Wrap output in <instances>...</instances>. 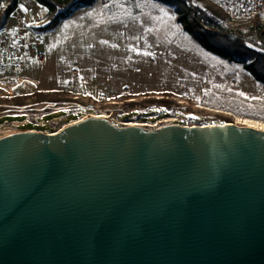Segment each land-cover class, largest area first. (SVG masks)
I'll return each instance as SVG.
<instances>
[{"label":"water","instance_id":"1","mask_svg":"<svg viewBox=\"0 0 264 264\" xmlns=\"http://www.w3.org/2000/svg\"><path fill=\"white\" fill-rule=\"evenodd\" d=\"M0 264H264V130L90 116L0 136Z\"/></svg>","mask_w":264,"mask_h":264},{"label":"rangeland","instance_id":"2","mask_svg":"<svg viewBox=\"0 0 264 264\" xmlns=\"http://www.w3.org/2000/svg\"><path fill=\"white\" fill-rule=\"evenodd\" d=\"M38 34L47 58L38 63L29 57L25 73L39 82L40 90L65 91L62 100L71 98L82 77H97L99 90L117 101L109 105L115 114L140 115L137 111L153 107V99L166 96L176 105L183 101L186 116L195 112L215 123L264 128V83L242 64L205 50L177 20L171 5L96 0L77 8L55 29ZM126 97H136V103L128 105ZM9 117L23 120L25 115Z\"/></svg>","mask_w":264,"mask_h":264},{"label":"built area","instance_id":"3","mask_svg":"<svg viewBox=\"0 0 264 264\" xmlns=\"http://www.w3.org/2000/svg\"><path fill=\"white\" fill-rule=\"evenodd\" d=\"M219 1L224 5L226 23L229 26L236 24L253 25L254 22L264 25V0ZM29 57L38 63H45L47 55L39 34L30 28L24 17L20 16L14 28L0 30V97L30 96L40 90L39 82L25 73L26 61ZM71 93L70 99L62 101H34L33 98L28 97L25 104L1 103L0 106L3 109H0V116H8L0 121V136L22 131L18 127L30 121L32 123L31 128L25 130L55 134L63 127L90 116L107 118L120 127L132 125V123L150 129H155L167 123L190 127L208 125L200 124L198 121L199 114L195 112H192L189 116L184 115L181 109L183 101L182 103L179 101L178 105L175 104L176 101H173L170 107H163L154 102L153 107H146L141 112L137 111L140 115L133 113L115 114L111 108L112 106L109 105L116 104L117 101L107 98L99 90L97 77H91L89 80L82 77L78 85L72 87ZM135 98L129 97L125 100L129 103L136 100ZM131 110L134 111V109ZM58 111H62V113L52 119L46 118L49 113ZM11 114L25 115V118L23 120L12 119L9 117ZM143 114L151 116L143 117Z\"/></svg>","mask_w":264,"mask_h":264},{"label":"trees","instance_id":"4","mask_svg":"<svg viewBox=\"0 0 264 264\" xmlns=\"http://www.w3.org/2000/svg\"><path fill=\"white\" fill-rule=\"evenodd\" d=\"M47 7V14L32 23L31 28L37 33L55 29L61 21L68 18L82 6L94 5L96 0H37ZM171 5L177 15V20L184 29L191 34L201 46L228 61L237 62L249 71L256 80L264 83V25L254 22L250 24L226 23L224 5L216 0H157ZM19 0H0V29L5 26L10 15L18 8ZM42 22L41 24L38 22ZM65 91L38 90L30 95L34 101H61ZM67 94V93H66ZM29 95L13 97L1 96V103L25 104ZM125 98V97H124ZM129 98V97H126ZM155 98V97H153ZM64 100V99H63ZM163 107H170L173 102L170 97L153 99ZM136 101L127 103L133 106ZM0 109H3L0 106ZM200 124L215 123L209 118L198 115ZM222 121L220 123H224ZM23 125V129H29Z\"/></svg>","mask_w":264,"mask_h":264},{"label":"crops","instance_id":"5","mask_svg":"<svg viewBox=\"0 0 264 264\" xmlns=\"http://www.w3.org/2000/svg\"><path fill=\"white\" fill-rule=\"evenodd\" d=\"M42 13L43 16L39 14ZM47 14V7L40 4L37 0H19L18 8L10 15L7 23L1 29H12L15 27L18 17H24L31 28L33 22L42 19ZM39 19V20H40ZM0 29V30H1Z\"/></svg>","mask_w":264,"mask_h":264},{"label":"bare ground","instance_id":"6","mask_svg":"<svg viewBox=\"0 0 264 264\" xmlns=\"http://www.w3.org/2000/svg\"><path fill=\"white\" fill-rule=\"evenodd\" d=\"M132 125H137V124L136 123H132ZM246 126H251V127H255V128H259V129H263L264 130V128L258 127V126L253 125V124L246 125Z\"/></svg>","mask_w":264,"mask_h":264}]
</instances>
